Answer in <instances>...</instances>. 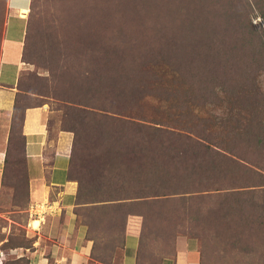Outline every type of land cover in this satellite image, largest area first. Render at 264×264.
I'll list each match as a JSON object with an SVG mask.
<instances>
[{
    "label": "rangeland",
    "instance_id": "374dc122",
    "mask_svg": "<svg viewBox=\"0 0 264 264\" xmlns=\"http://www.w3.org/2000/svg\"><path fill=\"white\" fill-rule=\"evenodd\" d=\"M17 2L27 5L28 0ZM30 4L32 14L28 11L21 19L10 11L9 0H0V48L7 19L6 60L11 67L19 61L28 22L26 69L19 79L17 107L10 125L0 121L5 135L10 127L0 141L1 148L8 144L9 154L0 166V264H71V247H59L55 259L51 250L57 238L41 236L39 225L45 221L40 217L53 213L37 206L43 202L32 199L28 188L19 133L25 106H39L46 113L49 155L61 132L71 136L70 158L57 157L54 176L58 182L68 177L75 184L70 210L75 227L85 229L80 244L84 264H123V256L124 264L134 259L136 263L137 237L128 236L125 253L121 248L125 218L141 226L138 264L173 262L179 238L197 240L199 249L202 245L208 261L199 257L200 264H264V95L252 100L233 95L229 103L224 93L215 94L211 113L235 114L232 132L237 133L231 141L234 151L223 159L224 173L213 174L208 191H200L197 175L156 180L151 156L140 167L138 127L159 125L196 139L184 127L199 124L201 114L197 103L187 104L183 108H191L190 122L195 121L185 124L176 116L184 109L173 106L170 95L186 97L166 92L177 89L179 79L165 50L171 49L173 38L184 41L186 35L185 20L183 27L178 25L174 0H30ZM250 17L253 24L261 20L255 9ZM155 49H163L161 59L153 54ZM150 56L155 57L151 62ZM128 71L138 77L125 80L121 76ZM111 76L117 77L119 86ZM121 132L124 137L116 136ZM213 135L217 138L210 143L212 158L218 159L216 154L222 152L216 140L226 143L222 150L230 145L225 137ZM180 181H190L183 186L188 190L171 194L174 189L169 186ZM161 184L167 186L161 193L152 189ZM251 189L253 202L247 194ZM56 191L51 190V197ZM61 210L53 211L62 215L60 227L66 214ZM32 219L39 220L37 228L31 226ZM100 256L106 258L104 263L98 261Z\"/></svg>",
    "mask_w": 264,
    "mask_h": 264
},
{
    "label": "trees",
    "instance_id": "16d2710c",
    "mask_svg": "<svg viewBox=\"0 0 264 264\" xmlns=\"http://www.w3.org/2000/svg\"><path fill=\"white\" fill-rule=\"evenodd\" d=\"M239 1L174 0L177 9L175 15L182 19L181 22L177 18L179 21L178 25L181 24L183 27V20H185L186 35H184V41H180L182 38L180 40L177 37L173 38L169 42L171 49L165 50V54L167 53L174 60L175 66H173L171 71H173L175 78L179 79L177 89L171 88V90L165 91L175 95L180 92L186 97L181 99L170 95L171 98L173 97V106L178 108V110L184 109L189 112H183V110L180 111V116L179 114L176 115L182 118L181 120H185V124L195 121L190 122L193 112H191V108H183L187 104L195 106V103H197L201 109V114L198 116L199 124L184 127L185 131L195 135L197 140L190 137L191 135L175 132L159 125H140L138 127L137 133L139 135L136 144V154L138 153L141 159L140 167H145V158L151 156L153 168L150 170L156 180L167 178L170 181L175 177L180 178L185 173H187V176L197 175L200 177V191H208L209 184H213L212 180L215 176L224 173L223 159L227 160L229 158L227 155L232 154L234 151L231 141L233 140V135L237 133L232 132V128H234L232 119L235 114L230 112L219 114V111L215 114L211 113L210 106L214 103L212 101L215 94H219L220 91L228 99L233 95H238L251 100L256 98L257 94L264 95V0H245L242 2L243 4H238L237 2ZM253 9L259 12L261 17L259 23L253 24L251 22L250 11ZM29 12L32 14V4H30ZM27 37L28 22L26 23L25 41ZM113 49L115 51L118 48ZM153 54L156 55L157 59H161L164 56L163 49L161 52L155 49ZM142 55L144 58L141 60H144L146 56ZM152 58L155 57L150 56V62ZM23 61L25 60L23 59ZM126 73L128 76L121 77L127 81L138 77L136 72L128 71ZM111 78L114 80V85H120L117 77L111 76ZM189 95L192 98L188 97ZM167 101H169V98L165 102L171 104ZM220 101L221 99H219ZM215 106L219 109L221 104L218 103ZM16 107L15 105V109ZM22 113L23 110L20 114L21 121ZM165 126L168 125L165 124ZM214 132L218 136H223L222 138L225 137L224 140L229 141L230 145L228 147L225 146L227 150H222L226 143L216 140V146L222 152L216 154L218 159L212 158L213 151L210 146V143L217 138L216 136L214 137ZM124 133L121 132L122 135L117 133L116 136L124 137ZM22 146L23 143L21 145L23 155ZM154 159L157 160L155 161ZM214 173H216L215 176H213ZM189 184L190 181H180L178 185L171 184L168 189L173 188L174 190L172 191L174 192L171 194H176L180 190H188V187L183 186ZM166 187L161 184L152 186V189H156L159 192V190ZM193 187H195V180ZM247 194H250V200L253 202L252 189L248 190ZM162 195L164 196V194L160 196ZM125 220V232L121 248L124 250L125 239L128 235L137 237L138 245L135 251V264H138V251L140 246H142L140 244L142 233L141 229H139L141 226L134 224L131 219L125 218ZM89 239L94 240L93 238ZM198 251L199 257L204 258L206 254H204L202 245ZM98 259L100 263H104L106 260L102 256ZM204 259L208 261L207 257Z\"/></svg>",
    "mask_w": 264,
    "mask_h": 264
},
{
    "label": "crops",
    "instance_id": "0c3cea01",
    "mask_svg": "<svg viewBox=\"0 0 264 264\" xmlns=\"http://www.w3.org/2000/svg\"><path fill=\"white\" fill-rule=\"evenodd\" d=\"M17 1L18 0H9V8L10 11H13L15 15L21 18L19 14L22 10H27V12L29 11L30 0H28L27 5L21 6L18 5ZM7 25L8 20L6 19L0 48V121H8L7 123L10 125L12 123L11 121L15 105L17 104V95L20 92L18 86L19 79L23 71L26 69V66L23 61L24 37L21 43V51L18 53V63L16 65H12L11 67L6 60V55L10 49L8 46L9 42L6 40ZM24 31L26 33V27ZM11 69L13 74L9 75L8 71ZM9 128L10 127L7 129L6 135L4 134V128L0 131L1 143L2 140H4V136H8ZM19 133L24 141L22 146V157L26 168L25 171L28 177V188L30 189L31 197L32 199L43 202L45 204L43 208H49V211L52 209L51 213H53L50 217L45 215L40 217L41 220L44 219L45 221L43 224L40 222L41 225H39L40 231L43 232L41 236H48V239L50 240H53L52 238H57L55 243H53V248L51 250L54 254H56H52V257H55V259H58L57 254L59 252V247H62L63 250L71 247V264H84L85 254L81 251L80 244L83 242L85 229L75 227L71 218L72 211L70 210L72 209L75 201V184L73 181H69L67 179L68 177L64 183L58 182L54 176L58 168V166H56L57 157L63 156L68 160L70 158L71 136L69 133L61 132L53 144V153L49 155L47 152L48 147L50 146L46 125V113L43 108L39 106L24 107ZM7 148L8 144H5V148H1L0 146V166L3 165L4 160L7 157ZM68 166L69 162L67 165V171ZM52 189L57 190L54 197H51ZM50 204H55L54 208H52ZM55 208L57 210H61L62 208L61 212L64 211L66 213L61 227L59 225V221L62 215L60 216L57 212H53L56 211ZM128 236L125 239V247L126 242L129 239ZM78 243L79 249L77 248ZM55 249L56 251H54ZM198 249L199 244L197 240L179 238L177 240V251L175 257L173 258L174 261L171 262L168 259H165L162 264H200ZM135 251L136 249H134V257ZM132 264H135V259Z\"/></svg>",
    "mask_w": 264,
    "mask_h": 264
},
{
    "label": "bare ground",
    "instance_id": "6f19581e",
    "mask_svg": "<svg viewBox=\"0 0 264 264\" xmlns=\"http://www.w3.org/2000/svg\"><path fill=\"white\" fill-rule=\"evenodd\" d=\"M27 13V10H22L21 12H20V17L21 18H24L25 17V14ZM38 159V158H37ZM38 224H39V220H37V219H32V221H31V226L32 227H35V228H37L38 227Z\"/></svg>",
    "mask_w": 264,
    "mask_h": 264
},
{
    "label": "built area",
    "instance_id": "2783aa9c",
    "mask_svg": "<svg viewBox=\"0 0 264 264\" xmlns=\"http://www.w3.org/2000/svg\"><path fill=\"white\" fill-rule=\"evenodd\" d=\"M37 206H39V207H43V206H45V204L44 203H42V204H40V205H37ZM39 212V210L38 209H34V214H36V213H38Z\"/></svg>",
    "mask_w": 264,
    "mask_h": 264
}]
</instances>
